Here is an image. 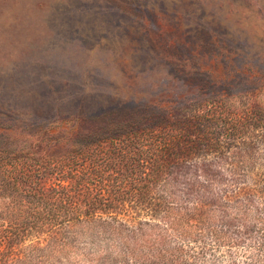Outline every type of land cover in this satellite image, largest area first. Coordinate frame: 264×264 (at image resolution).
Instances as JSON below:
<instances>
[{"label":"rangeland","instance_id":"obj_1","mask_svg":"<svg viewBox=\"0 0 264 264\" xmlns=\"http://www.w3.org/2000/svg\"><path fill=\"white\" fill-rule=\"evenodd\" d=\"M214 100L238 112L259 106L251 114L262 118L256 141L235 142L203 160L221 170L228 189H257L264 181V0H0V149L52 158L66 153L78 120L190 119L212 110ZM247 171L252 176L244 184ZM59 183L53 175L41 184L52 192ZM100 188L90 185L88 196L117 197ZM25 193L0 195V209L12 198H29ZM130 219L112 212L69 229L61 251L64 245L52 239L38 252L32 233L16 253L22 264H167L200 249L182 231L157 227L158 218ZM205 241L207 250L187 263L246 257V245Z\"/></svg>","mask_w":264,"mask_h":264},{"label":"trees","instance_id":"obj_2","mask_svg":"<svg viewBox=\"0 0 264 264\" xmlns=\"http://www.w3.org/2000/svg\"><path fill=\"white\" fill-rule=\"evenodd\" d=\"M213 102L212 110L190 119L161 115L150 122L145 117L78 120L68 137L66 153L52 158L24 149H0L4 181L0 195L20 189L29 197L12 198L0 209V219L8 222L0 225V264H22L23 254L16 250L27 235L38 234L34 246L38 252L46 251L52 239L64 245L61 251L70 242L69 229L74 231L112 212L130 213L132 223L142 220L138 222L147 224L158 218L157 227L165 224L199 244L198 251L188 249L191 256L186 261L176 257L167 264H189L190 258L197 261L208 248V236L217 247L246 245L243 262L232 259L230 264H264V181L259 180L262 186L255 185L257 189H228L221 170L203 163L235 142L256 141V120L261 115L251 114L260 109L255 105L238 112L223 107V101ZM19 158L24 160L22 164L12 163ZM234 174L235 182H240V173ZM53 175L60 183L50 192L41 183ZM244 175V182L252 176L250 171ZM90 185L117 197H89ZM119 226L124 232L133 231L126 229L129 224Z\"/></svg>","mask_w":264,"mask_h":264}]
</instances>
